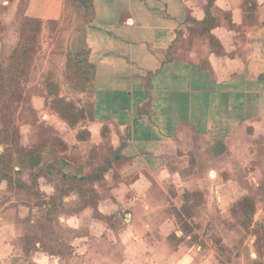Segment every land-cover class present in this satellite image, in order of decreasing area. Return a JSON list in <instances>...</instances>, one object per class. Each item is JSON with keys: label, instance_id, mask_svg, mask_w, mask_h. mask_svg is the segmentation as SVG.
Wrapping results in <instances>:
<instances>
[{"label": "crops", "instance_id": "0c3cea01", "mask_svg": "<svg viewBox=\"0 0 264 264\" xmlns=\"http://www.w3.org/2000/svg\"><path fill=\"white\" fill-rule=\"evenodd\" d=\"M64 5V0H27L24 16L43 20L35 10L57 22ZM80 5L90 20L80 30L83 58L75 67L88 68L91 76H79L91 85L80 95L88 101L74 103L84 118L75 127L64 121L71 132L61 136L63 155L75 146L100 151L105 139L111 142V155L90 173L82 174L83 167L66 157L48 161L45 172L42 161L33 168L43 170L36 187L43 200L79 207L73 214L78 217L67 225L76 231L85 224L78 218L89 209L107 216L109 204L104 208L100 202L103 192L114 194L125 186L151 194L152 178L171 172L179 176L176 162L193 155L201 159L203 152L219 148L231 151L241 139L264 130V0H80ZM209 16L215 26H205ZM72 166L78 173L69 175ZM100 170H105L103 178L93 183L95 206L83 205L75 190L61 195V180L77 182ZM0 187L11 190L7 181H0ZM3 222L0 217V264H8L10 226ZM43 240L34 238V263L59 257ZM77 241L80 245L82 239Z\"/></svg>", "mask_w": 264, "mask_h": 264}, {"label": "rangeland", "instance_id": "374dc122", "mask_svg": "<svg viewBox=\"0 0 264 264\" xmlns=\"http://www.w3.org/2000/svg\"><path fill=\"white\" fill-rule=\"evenodd\" d=\"M64 1L61 20L52 22L34 10V15L42 17V26L36 32L33 26L28 27L22 35L29 17L24 16L27 0H0V66L9 67L17 47L35 49L28 55L25 75L18 80L22 99L13 102V116L8 125L3 124L0 112V155L11 160L8 172L15 179H25L31 185L25 194L0 187V217L10 226L9 240L4 239L12 247V254L5 262L264 264L261 239L264 234V130L255 137L251 134L252 138L241 139L231 151L219 148L215 153L203 152L199 155L201 159L193 155L190 161L176 162L175 167L181 170L179 176L171 172L167 177L152 178L151 194L127 191L125 186L114 194L103 192L100 202L104 208L109 204L110 210L104 209L107 216H101L99 210H87L82 220L78 218L85 223L78 231L67 225L78 217L73 214L79 207L64 206L61 199L43 200L37 191L38 185L33 184L40 168L30 166L29 151L42 157L44 172L48 161L66 157L83 167L82 174L96 171L97 164L105 165L112 151L110 140L105 139L100 151L75 146L63 155L61 136L71 131L61 118L60 112L66 109L58 103L61 99L58 96L80 104L88 101V98L81 100L80 95L91 85L79 76V72L84 73V79L91 76L88 68L75 67L83 58L79 48L80 30L90 18L80 0ZM27 13L31 16V9ZM6 92L11 94L9 89ZM67 171L72 173L69 175L78 173L73 166ZM61 184V195L67 189L75 190L82 194L83 205L95 206L97 194L93 184L64 180ZM246 198L255 204L251 216L242 215L238 209V204ZM94 218L102 221L96 223ZM39 236L59 257L34 263L31 251L34 238ZM76 239H82L80 245Z\"/></svg>", "mask_w": 264, "mask_h": 264}, {"label": "trees", "instance_id": "16d2710c", "mask_svg": "<svg viewBox=\"0 0 264 264\" xmlns=\"http://www.w3.org/2000/svg\"><path fill=\"white\" fill-rule=\"evenodd\" d=\"M251 4L254 7L256 6V3L253 1ZM204 23H205V26L206 25L215 26L217 24L215 19H213L210 16L207 17ZM207 23H210V24H207ZM41 24H42L41 21L27 19L26 24H24V26L26 27L23 26V30L21 34L25 35L27 28L32 27V26L35 32L39 31L40 26H42ZM31 39L34 41L36 40L35 37H32ZM34 51H35L34 48L26 49L23 47L19 49L17 47L14 49L10 57L11 64L9 65V67L3 69L2 66H0V112H1V120L3 124L8 125V123L12 119L13 102L22 99V95L18 91V85H19L18 80L21 76L25 75L27 68H28V65H27V61L29 60L28 55L29 53L31 54ZM19 70L20 72H18ZM8 89L11 91V94H7L6 90ZM58 100H59L58 103L60 105H63L64 108L66 109L65 112L64 111L60 112L61 118L70 127H75L84 118L85 115L83 111L78 110L73 103L67 102L64 99H58ZM63 148L64 149L66 148L65 145H63ZM29 153H30V161H29L30 166L32 168H36L40 164V161H41L40 156L38 155V153H34L31 151H29ZM10 162L11 160H9L8 156L0 155V181H7L10 189H17L19 191H26L30 189L31 187L27 186L21 179H15L8 172L9 165H11ZM40 170L38 171V174L41 173V171H43V170L41 171ZM104 171L105 170H100L99 172H96L93 175L83 177L80 180L77 179V182L81 184L86 183V184L92 185L95 182V180H100L103 178ZM38 174L35 175L34 180H33V184H35V186L37 185V179L39 177ZM69 180H76V178L70 177ZM88 206H92V204L90 203ZM238 209L240 210L242 215L248 214V216H251L255 212L254 201L249 198L243 199L238 204ZM261 239H262V242L264 243V234H263V237H261Z\"/></svg>", "mask_w": 264, "mask_h": 264}]
</instances>
